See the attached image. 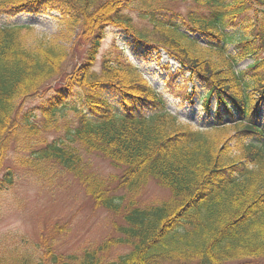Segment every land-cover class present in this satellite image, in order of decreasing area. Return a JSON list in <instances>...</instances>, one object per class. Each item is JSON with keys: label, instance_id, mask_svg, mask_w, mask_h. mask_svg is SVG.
Returning a JSON list of instances; mask_svg holds the SVG:
<instances>
[{"label": "trees", "instance_id": "obj_1", "mask_svg": "<svg viewBox=\"0 0 264 264\" xmlns=\"http://www.w3.org/2000/svg\"><path fill=\"white\" fill-rule=\"evenodd\" d=\"M132 1L0 0V13L10 17L57 12L61 25L80 31L78 46L85 43V58L67 74L61 46L44 38L26 43L28 25L0 27V170L12 146L16 166L38 178L71 174L94 206L122 218L111 223L115 235L79 253L56 250L63 225L46 227L32 244L22 236L10 249L0 247V264H264V0H191L185 16L167 5L147 9L142 17L151 29L137 28L124 13ZM169 12L178 21L161 18ZM110 25L178 61L185 81L205 88L197 99L211 129L230 126L233 136L213 141L183 129L167 117L158 90L133 80L139 71L125 60L91 68ZM199 43L206 47L200 55ZM75 92L77 104L69 102ZM196 93L191 85L182 100ZM37 97V109L24 110ZM67 108L74 121L58 123ZM49 131L61 133L48 139ZM84 154L106 158L120 172L102 177ZM150 178L169 194L142 205L138 196ZM12 183L8 170L0 190ZM120 246L127 250L108 260Z\"/></svg>", "mask_w": 264, "mask_h": 264}, {"label": "rangeland", "instance_id": "obj_2", "mask_svg": "<svg viewBox=\"0 0 264 264\" xmlns=\"http://www.w3.org/2000/svg\"><path fill=\"white\" fill-rule=\"evenodd\" d=\"M164 5L185 16L191 0H133L124 13L131 17L133 25L137 28L151 29L152 24L142 16L149 15L147 9H155ZM170 15L172 14L169 12L161 18L163 20L169 18L172 22L178 21L177 16L170 17ZM60 23L57 12H48L44 15L22 13L11 17L0 13V27L11 25L31 27V30L23 31L22 37L26 43L34 44L37 39L44 38L66 50L68 56L62 65V71L68 74L85 58V43L78 46L80 31L72 27L66 29ZM190 35L194 37V34L190 33ZM102 37L98 49L95 50L91 68L99 70L103 59L125 60L131 69L139 71L133 80L142 81L158 90L165 100L167 117L174 118L183 129L202 131L203 135L213 141L233 136L234 130L230 126L225 129V132H220L215 128L211 129L212 121L201 110V101L197 99L199 94L201 95L205 90L203 84L198 80L187 83L185 81L187 75L181 71L178 61L169 56L167 52L161 50L157 53L152 46L146 43L137 45L133 43L131 36L111 25L104 28ZM197 38L203 42L200 36ZM199 44L196 47L194 45V49L197 51L196 54L200 55L202 49L206 47L203 43ZM228 52H235L233 44L229 45ZM248 62L244 60L238 63L236 68L244 69ZM128 75L130 76L129 73ZM128 75L125 74L124 79H128ZM51 82L52 86L57 84V81ZM191 85L197 93L190 101L182 100V95ZM79 97L80 95L76 93L69 102L77 104ZM40 100L41 97L27 99L23 104L24 110L37 109ZM64 113L63 116H59L58 123L74 121L75 115L71 108H67ZM37 117V120L43 119L39 115ZM60 133L43 132L48 139ZM16 154L17 152L11 146L0 170V179L8 170L13 173V183L0 190V247L10 249L20 242L22 236L29 241V244L38 242L42 230L54 224L66 227L63 235L57 236L55 241L56 250L63 254L79 253L87 247H96L107 237L115 235L111 223L112 221L121 222V215L101 206H94L74 176L62 173L49 179L38 178L27 169L16 166L13 161ZM84 158L102 177L120 172L119 169L112 168L106 158L99 155L84 154ZM168 194L166 188L160 187L153 178H150L140 191L138 200L142 205L159 203ZM126 250L123 246L114 247L109 251L107 259L114 260L117 255ZM242 263L259 264V262L248 261ZM242 263L231 262L229 264Z\"/></svg>", "mask_w": 264, "mask_h": 264}]
</instances>
